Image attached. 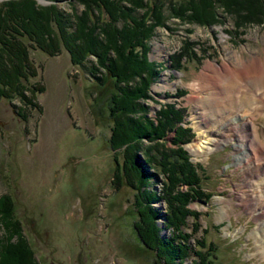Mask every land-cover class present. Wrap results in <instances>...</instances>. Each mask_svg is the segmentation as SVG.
<instances>
[{
	"label": "rangeland",
	"instance_id": "1",
	"mask_svg": "<svg viewBox=\"0 0 264 264\" xmlns=\"http://www.w3.org/2000/svg\"><path fill=\"white\" fill-rule=\"evenodd\" d=\"M59 5L69 9L67 1ZM179 22L171 19L169 28L158 27L151 40L150 60L162 63L164 70L150 87L152 99L145 103L152 117L162 104L186 108L185 125L195 136L184 148L194 164L203 166L199 171L203 186L214 193L209 200L195 199L188 205L201 213L197 232L193 226L198 221L188 218L185 230L193 236L189 246L195 249L196 240L204 236L207 244H216L213 264H264V254L257 246L260 241L253 236L260 222L238 193L245 190L249 194V187L243 185L256 176L236 161L237 145L245 141L243 132L230 130L223 146L211 149L206 139L215 136L219 126L212 123L204 128L195 118V107L216 91L210 85H218L204 77H211L209 64L235 66L239 59L248 62L256 56L264 60V24L236 35L226 30L231 22L212 27ZM184 39L198 42L200 61L184 59V68L172 69L171 56ZM30 58L38 74L28 86L38 85L41 91L25 93L38 108L9 90L6 97L0 93V230L10 237L9 229L17 223L40 264H157V251L147 247L138 233L140 192L127 184L126 145L113 149L111 143L112 83L99 84L89 75L88 65L72 64L65 49L55 56L32 49ZM228 123L234 126L236 122ZM255 123L264 145V116ZM173 138L174 134L167 137L168 145ZM163 180L158 174L151 186L140 191L153 194L155 190L163 196L151 205L161 213L157 224L167 237L172 229L167 226ZM190 252L177 264H195L198 256L193 249Z\"/></svg>",
	"mask_w": 264,
	"mask_h": 264
},
{
	"label": "trees",
	"instance_id": "2",
	"mask_svg": "<svg viewBox=\"0 0 264 264\" xmlns=\"http://www.w3.org/2000/svg\"><path fill=\"white\" fill-rule=\"evenodd\" d=\"M50 1L0 3V93L6 97L9 90L13 96H21L28 105L38 108L25 93L29 89L41 91L38 85L28 86L30 78L38 74L30 58L32 49L51 56L65 49L72 64L83 68L88 65L89 75L99 84L112 83L111 143L113 149L126 145L123 155L127 184L140 192L137 229L142 242L157 251V264H177L178 260L183 263L192 249L198 256L195 264H213L216 244H207L202 236L196 240L194 249L189 246L193 236L185 230L190 216L198 221L193 232L201 227V213L191 210L189 203L200 198L209 200L214 194L203 186L199 172L203 166L194 164L184 148L195 136L193 129L185 125L187 110L176 103H166L152 117L145 103L146 99H152L150 87L164 70L162 63L150 60L151 40L158 27H170L171 19L206 27L231 22L232 26L226 28L229 33L245 34L250 26L264 24V0ZM62 1L68 2L69 9L59 5ZM197 43L184 39L171 56L172 69L184 68V59L188 63L200 61ZM170 134L174 138L168 145ZM158 174L164 176L167 226L172 229L167 237L160 233L157 224L161 213L151 205L163 196L159 197L155 190L153 194L150 190L140 191L151 186ZM182 185L186 190L181 189ZM15 227L9 229L10 237L0 230V264H40L30 244L22 238L17 223Z\"/></svg>",
	"mask_w": 264,
	"mask_h": 264
},
{
	"label": "bare ground",
	"instance_id": "3",
	"mask_svg": "<svg viewBox=\"0 0 264 264\" xmlns=\"http://www.w3.org/2000/svg\"><path fill=\"white\" fill-rule=\"evenodd\" d=\"M234 65L227 62L223 66L209 64L208 69L213 75L204 77L207 80L212 79L211 82L218 85L214 83L210 85L213 89L216 88V91L206 97L207 101L195 107V118H199L198 122L200 126L204 125V128L208 125L211 127L212 123L219 126L218 130L212 132L215 136L206 139L211 149L223 146L226 137L231 134L230 130L243 132L245 141L237 145L240 153L236 156V161H242L246 166V172L254 173L256 176L250 184L243 185L249 187V194L245 190L244 193L240 191L238 193L240 199L245 198L243 201L246 202L245 207L248 206L246 209L253 210L254 218L260 222L253 236L260 241L257 246L264 254V145L255 123L259 116H264V60L256 56L248 62L239 59ZM194 99L196 97H191L190 100ZM231 121L236 122L234 126L229 125L228 122ZM208 132L210 135L211 131Z\"/></svg>",
	"mask_w": 264,
	"mask_h": 264
},
{
	"label": "water",
	"instance_id": "4",
	"mask_svg": "<svg viewBox=\"0 0 264 264\" xmlns=\"http://www.w3.org/2000/svg\"><path fill=\"white\" fill-rule=\"evenodd\" d=\"M40 3H45V2H47L46 4H48V3H51L52 1H50V0H38Z\"/></svg>",
	"mask_w": 264,
	"mask_h": 264
}]
</instances>
